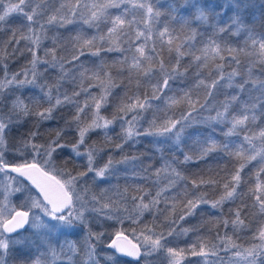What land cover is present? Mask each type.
I'll use <instances>...</instances> for the list:
<instances>
[{
	"label": "snow or ice",
	"instance_id": "1",
	"mask_svg": "<svg viewBox=\"0 0 264 264\" xmlns=\"http://www.w3.org/2000/svg\"><path fill=\"white\" fill-rule=\"evenodd\" d=\"M33 3L34 0H0V32L4 31L8 18L14 14L22 15L28 22L26 27L29 33L34 29L43 33L47 25L64 27L82 21L83 25L97 29V33L88 38L83 29H80L74 37L69 38L86 46L88 53L93 57H100L101 52L121 53V58L114 63H118L122 69L128 68L129 83L133 73L135 74L137 91L129 94L128 87L125 86L124 94L118 97L119 102L113 104L111 117L105 118L101 110L107 108L108 97L113 95V90L117 87L112 77L107 76L106 73L102 75L105 61L101 58L100 70L91 69L84 60H81L86 52L83 49L79 51L74 49L68 63L78 61L77 65H73L76 71L66 70L64 61L57 60L54 54L56 38H53V49L45 50V56H48L49 52L53 53L51 60L38 58L35 49L28 47L27 50L32 54L31 68L11 75L8 72L7 61H3V67L0 68V174L7 183L0 186V264H5L3 257L10 249L18 246L31 248L35 245L34 240L24 235L23 230H26V226L35 230L34 234L40 237L39 248L43 250L29 255L26 260L21 261V264H77L76 256L81 250L87 257L81 264H101L97 248L102 243L101 237L105 233H94L88 227V214H95L97 217L102 215L107 220H115L120 224H123L125 219H130L133 224H137L138 221L143 224V231L147 234L143 235V241L137 237V243H132L123 229L113 233L115 238L107 244V248L114 251L105 253L111 264H122L117 254L120 257L133 258L136 264H150L142 258L161 249H166L169 264H179L175 258L184 253L203 257L205 259L202 264H208V258L212 256L219 259L222 245L226 251L236 250L234 256L237 259L231 260L229 264H264V220L258 222L255 229L251 228V221L245 223L246 217H243V212L247 204L243 197L246 194L237 193V188L251 179V173L247 177L241 175L244 168L259 157L253 169L256 177L255 187L254 189L249 187V191L255 197L253 207L258 204L260 212L264 213V181L261 180V173H264V125L255 130L244 127L243 142L232 141L231 148L229 142L220 144L212 136L204 140L197 138L194 141L199 145L195 156L184 151L181 146L185 129L197 122L205 125L230 124L231 127L227 131L221 129V134L225 137L239 136L240 126H244L246 121L255 124L258 119L255 113L264 105V33L260 34L258 40L253 30L244 23L242 13L245 5L241 0H225L222 7L209 5L207 0L205 3H201L200 0H177L170 6L169 12L172 20L180 25L179 35L175 34V29L165 25L163 30L158 32L159 48L152 47L149 54L145 52V43L139 45L135 43L141 37H145V40L151 39L152 25L161 16V12L155 10L154 4L149 3L148 0H65L56 10V14L49 15L43 20L38 12L40 4L32 7ZM113 9L118 11H111ZM181 9L189 14L179 15ZM228 10L232 14L225 19ZM141 24L144 25L147 34L137 27ZM101 25L105 26V30L100 29ZM11 31L9 45H18L23 39L39 47L41 35H35L33 38V35L23 30ZM242 32L247 34L244 47H234L228 37L240 35ZM166 36L168 39L165 41ZM100 41L105 43H99ZM122 44H126L127 47H122ZM165 50L169 53L167 61L163 59ZM19 51V48L13 47L9 55L14 56ZM242 55L246 63L242 61ZM184 56H190L191 59L187 63H182ZM141 58L148 67H142ZM41 64L44 65L43 71L38 70ZM226 68H231V71L225 72ZM49 69L59 71V75L51 83L45 75ZM191 69H194L190 77L193 81L192 86L174 89L172 82L179 77L188 79L186 74ZM257 69L261 76L256 75ZM88 73H91V78L88 77ZM238 75L241 76V80L234 83V78ZM225 78L226 83L221 84L220 82ZM65 80H69L74 85L71 95L66 90L61 91L63 87L61 81ZM86 80L88 83H85ZM95 80L100 82L99 93L91 91V88L97 86L93 83ZM249 84L253 86L247 89L249 99L241 101L239 93L245 92ZM141 87L145 89L143 93L139 91ZM221 88H236L239 91L230 96L226 94L225 100L220 102L219 107L216 104L201 103L198 98H193L199 95L197 89H203L207 98L215 97ZM26 89H38L40 95L25 98ZM253 91H257L258 94L253 96L251 94ZM81 96L84 97L83 101L77 99ZM53 100H55L54 104ZM44 101H47V107H43ZM154 101L161 103L157 104ZM181 103L186 104L187 107L176 116L172 110L173 106ZM237 103H240V109L232 112L233 105ZM64 107L70 108L72 113L70 119L65 120L64 127L55 129L47 139H44L45 133L40 131L42 123L56 119L55 111ZM198 109H204L208 115L205 116ZM149 110H152V119L147 121L148 126L145 128L141 121L144 119V113ZM213 110L215 115L211 114ZM193 112L197 115L193 116ZM260 115H264V110L260 111ZM33 116L36 119L32 127L26 133H22L15 144L5 147L6 139L13 128L18 129L28 122L26 118ZM117 121L121 122L118 139L110 136L108 132L110 126H114ZM68 130H74L78 134L70 143L64 142ZM96 130H103L104 144L111 145L114 149L123 150L124 145L129 142L139 143L138 138L141 136H152L171 140L173 148L183 155L182 160L175 152L170 160L161 156L163 163L159 168L153 169L152 164L149 163L142 166L140 172L133 173L134 178L144 181L150 180L153 175L156 176L157 181H154V184L158 182L161 173L167 172L176 177L170 179L167 185L159 187L154 195L144 186L137 185L136 191L140 195L132 197L133 202L137 199L140 201L133 209L138 213L136 215L131 212L126 217L116 215L118 209L112 196L109 195V189L102 190L99 194H90L91 190L85 179L89 173H93L92 182L95 184L96 178L108 179L114 174L115 163H125L128 160L124 155L120 161H114L113 156L109 154L107 163L97 166L95 159L103 149L96 147V141L89 143L91 133ZM254 140L260 141L259 146L253 143ZM245 144L248 145L247 148L244 147ZM65 149L69 150L67 159L63 156ZM9 150L12 152L11 158L8 156ZM217 151H222L235 160L233 170L223 183L224 194L219 200L205 198L201 185H213L217 182L211 178L205 180L203 176L192 180L193 189L199 191L185 187L182 192L171 196L163 195L169 189L175 188L178 180L184 179L178 171L181 164L190 163L194 159H206ZM58 158L63 159L65 168L73 158H83L86 160L85 170L78 171L76 175L68 172L67 176L70 178L61 182L50 174L55 170ZM131 159H139V156L133 155ZM12 173L16 175L12 176ZM25 181L37 189L40 196L34 195L32 187H29ZM81 183L83 187L78 191L77 188ZM16 194L21 196V200L18 205L13 206L10 198ZM234 194L244 207L230 208L229 214L233 218L223 219L221 206L225 201L233 198ZM117 196L121 202L126 201L124 193L117 192ZM180 196L183 197L180 214L164 225L168 229V236H173L174 225L194 215L195 209L200 204L220 210L221 217L217 218V222L222 221L223 228L231 225L232 234L225 232L221 236L217 231L213 240L219 241V244L203 237H198L185 248L162 244L161 241L165 239L164 232L154 233L148 223L140 221V217L145 212L161 211L156 208L161 200L167 204L169 200L175 202ZM175 210L174 203L173 211ZM167 211L165 208L161 214ZM157 219L158 217L154 215L151 223L154 224ZM165 219L167 220L168 217ZM77 229L81 231L87 229L86 235L78 240L68 239L77 235ZM245 230L251 232L248 238L250 246L247 248L237 245L233 239V237L240 238V234ZM188 231V228H183L180 234H186ZM60 237H64L62 242ZM211 264L217 262L211 261Z\"/></svg>",
	"mask_w": 264,
	"mask_h": 264
},
{
	"label": "trees",
	"instance_id": "2",
	"mask_svg": "<svg viewBox=\"0 0 264 264\" xmlns=\"http://www.w3.org/2000/svg\"><path fill=\"white\" fill-rule=\"evenodd\" d=\"M65 2V0H34L32 7H35L36 4H40V9L38 12L42 16V20L46 19L47 16L56 14V10L60 8L61 3ZM149 3L154 4L155 10L161 12V16L157 18V22L152 25L153 33L151 39L145 40V37H141L140 40L135 41L136 45L140 43H145V52L149 54V51L152 47L159 48V40H158V32L163 30L165 25H168L171 29H175V34L179 35L180 33V25L177 21L172 20L171 14L169 12L170 6L177 2V0H148ZM201 3H205V0H200ZM241 2L245 5L243 9V19L244 23L253 30V34L256 38L260 39V34L264 33V0H241ZM225 0H207V4H215L218 6H223ZM116 12L118 10H111ZM189 13L183 9H181L179 15L187 16ZM231 11L228 10L225 16L227 19L228 15H231ZM27 21L24 19L22 15H12L8 18V23L5 25V29L3 32H0V68L3 67V61H7V67L9 75L15 72H21L26 69L31 68V59L32 54L27 49L28 47H33L36 51V55L40 59H47L51 60L53 55L52 52H49L48 56H45V50L53 49V38H56V45L54 49V54L57 60H63L65 69H76L73 68V65H77L78 61H72V63H68L71 60L72 51L75 49L77 51L83 49L86 52V55L81 57V60L86 62L87 67L100 70V60L103 58L105 61L104 69L102 75L104 73L107 76L113 78V83L117 85V87L113 90V95L108 97L109 104L106 109L101 110V114L105 116V118H110L113 112V104L118 103V97L123 95L125 92V86L128 87L129 94L134 93L137 91V84H136V76L133 73L131 83H129L128 77V68H121L118 63H114L118 58H121V53L117 52H101L100 57H93L88 53V48L84 46L82 43H77L76 41L70 39L69 37H74L78 30L83 29L86 37L90 38L92 35L97 33V29L90 28L87 25H83L82 21L79 23H74L71 25H66L64 27H59L56 25H47L46 31L43 33L37 32L35 29L33 32L29 33L26 27ZM151 24V22H149ZM39 26L37 25V28ZM140 30L145 31L147 34L144 25L137 26ZM12 29L16 30H23L25 33L29 35H41L42 39L40 42L39 47L35 45H31L29 41L20 40L18 45H9L8 41L12 34ZM101 30H105V26H100ZM203 31V29L201 30ZM19 35V31L17 33ZM168 37H164L166 41ZM247 39V34L242 32L240 35L236 36H229L228 40L230 43L237 48L244 47V40ZM99 43H105L104 41H100ZM120 43V41H117ZM122 47H127L126 44H122ZM16 47L19 48L20 51L16 52L14 56H10L12 48ZM183 50V49H182ZM152 55H156V53H152ZM169 53L165 50L163 52V59L165 61L168 60ZM142 59V67H148L146 62H143ZM191 59L190 56H184L182 58V63H187ZM242 61L245 63L247 62L243 55L241 56ZM131 60L129 57L128 65L130 66ZM44 65L41 64L38 66L39 71H43ZM191 69L189 73L186 75L189 77L185 79L184 77H179L175 82H172V87L174 89H181V88H188L192 86L193 81L190 78L192 75ZM231 68H226L225 72H230ZM48 82L51 83L54 78L59 75L58 69H49V71L45 74ZM89 78H91V73L87 74ZM257 76H261V73L257 69L256 71ZM241 80V76H237L234 78V83L239 82ZM63 87L61 91H67L69 95H71L74 85L69 81H61ZM85 83H88L86 80ZM97 86L91 88V91L95 93L100 92L99 88V81H93ZM221 84L226 83L225 80L220 82ZM253 86L249 84L243 93H239L241 101H247L249 99V93L247 89L252 88ZM79 89L77 88V91ZM145 89L141 87L139 91L143 93ZM150 91V89H149ZM215 91V90H214ZM238 89L236 88H221L219 93L215 97H207L205 98L203 89H197L196 92L199 93L198 97L194 96V99H199L201 103H207L208 105L216 104L219 107L221 101H224L226 98V94L228 96L232 94L238 93ZM19 94V93H18ZM253 96L257 95V91H253L251 93ZM31 95H40L38 89H26L24 91V97H28ZM171 95V93H169ZM62 98V97H61ZM83 101L84 97H78ZM55 103V100L52 101ZM154 103H161L160 101H154ZM43 107H47V101L43 102ZM187 105L184 103L178 104L173 106V111L175 112L176 116H179L181 111L186 109ZM240 103L233 105L231 111L236 112L240 109ZM7 110V107L6 109ZM42 110V109H41ZM264 110V105L261 106L260 109L257 110L255 113L258 116L257 121L255 124L250 123L249 121L245 122L244 126H240V135L239 136H232V137H225L221 134V129L223 131H227L230 124L227 125H219L213 123L212 125H205L201 123H193L190 127L186 128L183 134V141H182V148L184 151L189 152L193 156L197 155L199 145L194 143V141L199 138L200 140H204L208 136H212L216 141L220 144L225 143L226 141L229 142V147H233L231 144L232 141L236 143L243 142V135L245 134L242 129L244 127H250L254 130L257 129L259 126L264 125V115H260V111ZM199 112L203 113L205 116L208 115V112H205L204 109H198ZM71 110L69 107L58 108L54 115L56 119L51 121H44L42 126L40 127L41 133H45L44 139H47L48 135H50L55 129L59 127L65 126V120L70 119L71 117ZM212 115H215V111L211 112ZM197 113L193 112V116H196ZM130 118V117H129ZM36 117L26 118L28 121L20 126L18 129L13 128L12 133L6 139L5 147H9L11 144H15L17 138L22 134L26 133L29 128L32 127V123L35 121ZM152 119V110L144 113V119L141 121L143 127H147V121ZM199 119V117H198ZM90 122V121H89ZM120 121H117L114 126H110L108 129L109 135L114 138H119L120 134ZM179 127V126H178ZM215 129V130H214ZM78 135L74 132V130H68V134L65 136L64 142L70 143L74 136ZM139 143H132L129 142L128 144L124 145L123 150L114 149L111 145H105L103 140V130H96L91 133L89 138V143L92 141H96V147L102 148L103 150L97 155L95 159V164L97 166H103L107 163L108 156L111 154L113 156L114 161H120L122 156L126 155L128 157L127 162L125 163H115L114 168L115 172L111 175L108 179H99L96 178V183L93 184L92 177L93 173H89V175L85 178L88 182V187L91 190V193L99 194L102 190L109 189V195L112 196V199L118 209L116 215H123L128 216L131 212L132 214L136 215L137 212L133 211L135 204H139L140 201L137 199L133 202L132 197L137 196L139 197L140 193L136 191V186L141 185L144 186L147 190L151 191L154 195L155 192L159 189V187L167 185L170 179H176L174 175H170L169 173H161L160 178L158 179L157 183H153L157 181L156 176H152L150 180L144 181L140 179H136L133 177V173L140 172L142 166H146L149 163L152 164V168H159L163 161L161 160V156L165 158L171 159L173 152H175L176 156L179 159H183V155L176 151L173 148L172 141L167 140L163 137H152V136H141L138 138ZM254 144L259 146L260 141L254 140ZM245 148L248 147L247 144L244 145ZM157 149H160L159 151ZM69 150L65 149L64 151V159L68 158ZM12 152L9 150L8 156L11 158ZM133 155L139 156V159L133 160L131 157ZM259 157L255 161H251L249 164L246 165L243 172L241 173L242 176L247 177L248 174L251 173V179L247 181V183H242L241 187L237 188V193L243 192L246 195L243 197L244 202L247 204V207H244L241 204V200L237 198L236 194L230 200L225 201L221 208L223 211V219H231L233 216H230L229 209H235L237 206L244 207L243 217H246L245 223L251 221V228L255 229L257 227V223L264 220V213L260 212L259 205L257 204L256 207H253V203L255 201V197L251 195L249 191V187L254 189L256 177L253 172V169L256 167ZM235 163L234 158H229L224 154L222 151H217L211 153L206 159L203 160H196L194 159L192 162L187 164H181L178 167V171L184 177V179H180L177 181L175 188L169 189L168 191L164 192V196H171L175 193L182 192L185 187L193 191H199L197 189H193L192 180L198 179L200 176H203L205 180L209 178L215 180L217 183L213 185H201V189H204V196L206 199H216L219 200L220 196L224 194L223 183L228 178L229 173L233 170V164ZM86 166V160L83 158H73L65 168L63 166V159H57V163L55 166V170L52 171L50 174L61 179L62 177H68L67 173L71 172L72 175H76L78 171H84ZM238 167V164L236 165ZM15 176V175H13ZM261 180L264 181V173H261ZM6 180L0 178V186L5 183ZM26 184H29L25 181ZM14 186V185H13ZM81 189L83 184L81 183ZM29 187L31 185L29 184ZM127 189V191H125ZM32 192L34 195L38 196L36 191L32 188ZM117 192L124 193L126 196V201L121 202V200L117 196ZM12 205L16 206L20 203L21 196L16 194L11 198ZM183 197L180 196L177 198L175 202L169 200L167 204L163 200L159 204L156 205V208L161 211H153V212H145L142 217H140V221L144 223H148L149 227L152 228L154 233L159 234L161 231L164 232L165 239L162 240V244H167L169 247H179L185 248L190 246L193 242H195L198 237L206 238L208 241L212 243L219 244V241L213 240V237L216 235L217 231H219L220 235L223 236L225 232L229 235L232 234L231 225L228 228H223L222 221L220 223L217 222V218L221 217L220 210H214L210 207V205L200 204L194 212V215L188 216L185 220L179 221L175 227V234L173 236H168L167 231L168 229L164 226L171 222L172 219H175L180 214V210L183 208L182 204ZM147 202V201H145ZM175 203L176 210L173 211V204ZM167 208V212H161ZM127 209V211L125 210ZM158 217V219L153 223V216ZM165 217H168L166 220ZM139 225V226H138ZM88 227L95 232H103L105 235L101 237L102 243L99 244L97 251L99 254L103 255L105 253L112 252L107 248V244L111 241L114 237L113 233L117 230L123 229L124 234H126L132 241L137 242V237L143 241V235L147 234L143 231V224L139 221L137 224H133L130 219H125L123 224L117 223L115 220H107L104 216L101 217H91L88 215ZM183 228H188L189 231L186 234H180ZM198 230V231H196ZM87 229L81 231L77 229V235L73 237H68V239L78 240L82 239L86 235ZM24 235L30 237L32 240L35 241V245L31 248L28 247H16L10 249L9 253L4 255L3 259L5 264H21L22 260H26L29 255L33 253H37L38 250L42 251L43 249L39 248L40 245V237L38 235L33 234L30 232L29 228L24 231ZM251 236V232L245 230L240 234V238L233 237L235 243L237 245H241L244 248L250 246L248 243V238ZM64 237H60L61 242L63 241ZM258 242V241H257ZM235 249L225 250L224 246L222 245L219 251V259L216 256H212L208 258V264H211V261H216L217 264H229L231 260L237 259L234 256ZM117 258L122 261V264H136V261L131 260L129 258L120 257L117 255ZM87 257L84 254V251L81 250L79 254L76 256L77 264H81L83 260H86ZM179 261V264H197V262L204 261L205 258L192 256L189 253H184L179 257L175 258ZM101 264H111V262H104L102 259ZM153 264H169V257L166 252V249H161L153 253L150 260Z\"/></svg>",
	"mask_w": 264,
	"mask_h": 264
},
{
	"label": "rangeland",
	"instance_id": "3",
	"mask_svg": "<svg viewBox=\"0 0 264 264\" xmlns=\"http://www.w3.org/2000/svg\"><path fill=\"white\" fill-rule=\"evenodd\" d=\"M12 176H13V174H11ZM0 178L2 179V174H0ZM57 178V177H56ZM70 177H62L61 179H59V178H57L58 180H61V182H64V180H66V179H69ZM99 179H103V178H99ZM4 180V179H3ZM5 183H7V181H5ZM77 190L78 191H81V186L79 185L78 186V188H77ZM89 216H91V217H96L97 218V216L95 215V214H88ZM102 216V215H101ZM101 216H99V217H101ZM29 230H30V232H32L33 234H34V231L35 230H33V229H30L29 228ZM126 235V234H125ZM130 238V237H129ZM134 243H137L136 241H134ZM153 253L154 252H152L150 255H148L146 258H142V259H146L148 262H150V264H152V262L150 261L151 260V256L153 255ZM99 258L100 259H102L104 262H111V261H109L108 259H107V257L105 256V254H103V255H101L100 254V256H99ZM153 264H154V262H153Z\"/></svg>",
	"mask_w": 264,
	"mask_h": 264
},
{
	"label": "water",
	"instance_id": "4",
	"mask_svg": "<svg viewBox=\"0 0 264 264\" xmlns=\"http://www.w3.org/2000/svg\"><path fill=\"white\" fill-rule=\"evenodd\" d=\"M13 175H16L15 173H12ZM55 177V176H54ZM22 179V178H21ZM55 179H57L56 177H55ZM27 183H29L28 181H26ZM30 184V183H29ZM32 187V186H31ZM35 191H36V193H37V195L38 196H40V193H39V191L37 190V189H35L34 187H32ZM42 198V197H41ZM28 228H27V226H26V230H27ZM23 231H25V230H23ZM13 235H15V234H13ZM127 236V235H126ZM128 237V236H127ZM115 237H113L112 239H114ZM112 239H111V241H112ZM128 239L129 240H131L129 237H128ZM111 241L108 243V244H110L111 243ZM132 241V240H131ZM132 243H134V241H132ZM109 249V248H108ZM109 250H111V251H114V250H112V249H109ZM117 255H119V254H117ZM124 258H129V259H131V260H133V258H131V257H124ZM135 261V260H134Z\"/></svg>",
	"mask_w": 264,
	"mask_h": 264
}]
</instances>
